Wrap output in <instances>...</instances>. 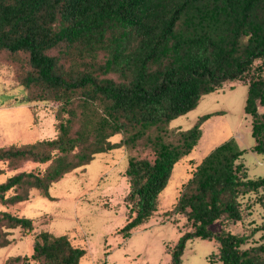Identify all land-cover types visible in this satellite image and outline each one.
<instances>
[{"label":"trees","instance_id":"obj_1","mask_svg":"<svg viewBox=\"0 0 264 264\" xmlns=\"http://www.w3.org/2000/svg\"><path fill=\"white\" fill-rule=\"evenodd\" d=\"M2 51L25 54L24 84L60 102L56 137L0 147V175L14 171L0 181L4 204L28 200L32 189L54 199V182L125 146L127 218L117 232L130 237L158 211L174 165L195 148L212 114L189 129L170 121L224 82L246 76L253 149L264 153V0H0ZM244 152L230 138L193 164L168 211L189 222L170 264H182L197 237L217 243L210 264H264V243L243 247L258 232L264 237V218L261 224L253 218L241 233L228 228L253 215L255 205L264 208V176L249 177ZM26 162L45 167L20 170ZM33 225L0 210V248L11 243L13 229ZM86 253L67 234L41 230L31 255L5 264H80Z\"/></svg>","mask_w":264,"mask_h":264},{"label":"rangeland","instance_id":"obj_2","mask_svg":"<svg viewBox=\"0 0 264 264\" xmlns=\"http://www.w3.org/2000/svg\"><path fill=\"white\" fill-rule=\"evenodd\" d=\"M27 69L25 54L0 52V147L54 138L58 133L60 102L43 99L36 88L24 84ZM247 81L248 76L224 82L215 91L205 94L196 108L170 121L172 128L189 129L200 116L212 114L203 122L202 135L195 148L174 165L170 180L160 195L158 211L147 223L133 230L130 237L125 238L117 232L126 223L124 197L129 190L125 169L130 152L122 146L97 154L85 168L54 182L50 187L54 199L32 189L26 201L4 204L0 200V210L29 217L34 223L31 230L16 228L11 231V243L0 248V264H5L12 256L31 255L34 238L41 230L67 234L74 245L84 247L87 253L80 264H170L172 249L181 234L189 229V222L181 214L169 216L168 211L177 201L182 185L192 175L193 164L224 141L235 138L245 149L240 160L249 177L264 176V153L253 149L251 117L244 109ZM120 139V134L112 137L114 141ZM44 167L45 164L26 162L20 170ZM12 173L14 171L9 170L0 175V181ZM255 196L254 192L247 194V197ZM253 211L244 222L230 223L228 228L241 233L245 227L252 226L253 218L261 224L264 208L257 204ZM213 226L219 231L221 224ZM261 234L256 233L243 247L264 243ZM217 251L214 240L193 238L187 243L181 261L182 264H210V256L214 254L213 258L217 259L214 253Z\"/></svg>","mask_w":264,"mask_h":264}]
</instances>
